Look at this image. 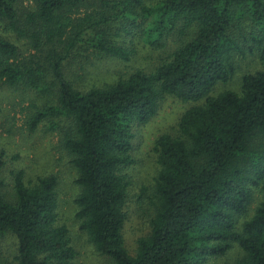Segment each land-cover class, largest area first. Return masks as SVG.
Returning <instances> with one entry per match:
<instances>
[{
  "label": "trees",
  "instance_id": "16d2710c",
  "mask_svg": "<svg viewBox=\"0 0 264 264\" xmlns=\"http://www.w3.org/2000/svg\"><path fill=\"white\" fill-rule=\"evenodd\" d=\"M116 29L157 49L177 32L185 40L152 71L74 87L65 62L77 48L130 60ZM13 37L34 53L23 57ZM238 55L256 56L260 69L241 76L239 91L217 92L234 79ZM0 82L54 100L33 113L29 132L49 118L70 126L61 141L77 173L76 217L112 264H207L234 244L243 253L234 264H264V0H0ZM168 97L194 105L154 142L149 233L130 254L123 237L130 183L122 170L134 164L133 128L155 118ZM10 174L8 194L0 176V239L15 237L17 264H72L57 177L26 184L22 171ZM258 186L262 200L237 229Z\"/></svg>",
  "mask_w": 264,
  "mask_h": 264
},
{
  "label": "rangeland",
  "instance_id": "374dc122",
  "mask_svg": "<svg viewBox=\"0 0 264 264\" xmlns=\"http://www.w3.org/2000/svg\"><path fill=\"white\" fill-rule=\"evenodd\" d=\"M143 1L146 4L155 2ZM113 32L120 33L118 29ZM178 34L177 32L168 38L164 48L157 49L143 43L137 37L138 34L129 36L120 33L119 37L114 38L133 51L129 61L94 55L88 48H77L72 54L74 58L65 62V75L74 87L86 90L113 84L136 70L152 71L185 40V37ZM12 40L19 46L23 57L34 53L26 41L14 37ZM234 62L237 67L234 79L227 85H219L217 92L225 89L239 91L241 76L260 69L256 56L238 55ZM53 102L45 92L39 93L23 86L7 87L0 82V158L4 161L0 176L5 182L3 192L8 194L12 190L13 178L10 173L13 171H22L26 184H31L38 177L56 176L59 224L68 228L71 245L76 252L72 264H112L109 258L95 251L87 235L80 229L81 223L76 217L74 200L79 193L75 184L77 173L73 158L61 141L63 133L70 126L65 122L58 123L56 118H49L40 123L34 132L28 131V120L37 108ZM193 105L168 97L161 103L155 118L145 125L133 128L130 155L134 164L122 170L130 183L124 206L126 221L123 228L125 247L130 254L135 252L137 239L149 233V218L153 212L152 189L159 170L153 150L154 142L162 133H173L181 115ZM261 191L260 186L254 188L250 207L237 217V229L254 214L262 200ZM16 257L17 241L12 234L7 233L0 239V264H17ZM242 257V251L234 244L224 256L211 258L207 264H234Z\"/></svg>",
  "mask_w": 264,
  "mask_h": 264
}]
</instances>
